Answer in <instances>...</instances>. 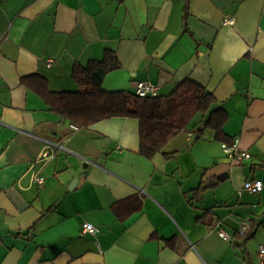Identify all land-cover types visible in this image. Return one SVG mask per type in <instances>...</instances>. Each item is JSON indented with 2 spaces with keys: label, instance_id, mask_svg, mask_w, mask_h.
<instances>
[{
  "label": "crops",
  "instance_id": "obj_1",
  "mask_svg": "<svg viewBox=\"0 0 264 264\" xmlns=\"http://www.w3.org/2000/svg\"><path fill=\"white\" fill-rule=\"evenodd\" d=\"M107 50L121 68L104 89L190 78L227 112L223 140L194 114L148 159L138 119L74 128L21 82L76 91L75 64ZM262 246L264 0H0V264H264Z\"/></svg>",
  "mask_w": 264,
  "mask_h": 264
},
{
  "label": "trees",
  "instance_id": "obj_2",
  "mask_svg": "<svg viewBox=\"0 0 264 264\" xmlns=\"http://www.w3.org/2000/svg\"><path fill=\"white\" fill-rule=\"evenodd\" d=\"M188 8L186 4V12ZM120 68L116 53L107 50L103 60H91L86 66L75 64L72 77L78 85L76 91H52L46 78L39 74L25 76L21 82L39 95L52 111L78 128H88L114 117L138 119L140 154L148 159L161 153L168 142L188 125L194 114L206 116L204 126L198 129L199 134L204 129H213L223 140V126L228 114L223 108L215 107L216 97L203 85L186 78L170 94L157 97H140L129 91L104 89L105 78ZM140 207L139 202L135 210ZM118 208L117 203L115 211Z\"/></svg>",
  "mask_w": 264,
  "mask_h": 264
},
{
  "label": "built area",
  "instance_id": "obj_3",
  "mask_svg": "<svg viewBox=\"0 0 264 264\" xmlns=\"http://www.w3.org/2000/svg\"><path fill=\"white\" fill-rule=\"evenodd\" d=\"M234 22H235L234 18H226L224 20V24H233ZM51 62L52 60H49L48 65H50ZM136 95L140 97H148V96L157 97L159 95V92H158L157 86L154 85L153 83L148 82V81H142V82H139L138 84V87L136 89ZM72 126L74 128H78L75 125H72ZM222 149L227 154L228 158L238 163L241 162L242 160L249 159L251 156L248 151L241 148L239 137H235L231 144H225V143L222 144ZM36 180L39 183L43 182L42 177H38L36 178ZM243 189L250 193H258L263 189V181L262 180H247L244 183ZM83 230L85 232H89L92 234L98 232V228L90 222H85L83 224ZM220 235L224 239H230V237L223 231L220 232ZM259 256L261 257L262 262H263L264 261V247L263 246L260 248Z\"/></svg>",
  "mask_w": 264,
  "mask_h": 264
},
{
  "label": "water",
  "instance_id": "obj_4",
  "mask_svg": "<svg viewBox=\"0 0 264 264\" xmlns=\"http://www.w3.org/2000/svg\"><path fill=\"white\" fill-rule=\"evenodd\" d=\"M219 179H220V180H223V179H224V177H223V176H219Z\"/></svg>",
  "mask_w": 264,
  "mask_h": 264
}]
</instances>
